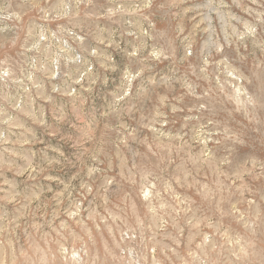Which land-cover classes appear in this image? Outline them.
<instances>
[{"label":"rangeland","instance_id":"obj_1","mask_svg":"<svg viewBox=\"0 0 264 264\" xmlns=\"http://www.w3.org/2000/svg\"><path fill=\"white\" fill-rule=\"evenodd\" d=\"M0 264H264V0H0Z\"/></svg>","mask_w":264,"mask_h":264}]
</instances>
